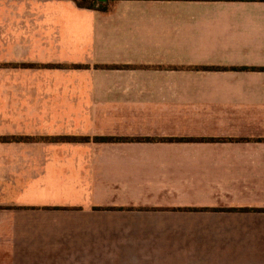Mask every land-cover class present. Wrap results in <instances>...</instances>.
<instances>
[{"label":"crops","instance_id":"0c3cea01","mask_svg":"<svg viewBox=\"0 0 264 264\" xmlns=\"http://www.w3.org/2000/svg\"><path fill=\"white\" fill-rule=\"evenodd\" d=\"M0 1L5 33L9 13L45 34L0 44V63L28 62L29 96L52 98L28 112L43 147L0 170V241L60 250L52 264H264V2ZM63 136L90 140L40 139ZM36 189L51 200L17 199Z\"/></svg>","mask_w":264,"mask_h":264},{"label":"rangeland","instance_id":"374dc122","mask_svg":"<svg viewBox=\"0 0 264 264\" xmlns=\"http://www.w3.org/2000/svg\"><path fill=\"white\" fill-rule=\"evenodd\" d=\"M1 3L2 1H0V4ZM1 12L2 10H0V13ZM9 12H11V10H9ZM8 14L9 13H6L5 16L11 20L9 22L10 24L16 21L14 24L16 26L19 21L23 22L22 25H17L18 30L16 32L9 31L5 33L3 29L0 28V44L5 43L6 41L13 42L14 40L21 43L24 42V44H26L28 39L30 40L34 38V36L38 39H40L39 36L41 35L45 36V34L40 32L30 33L28 30H25L23 24L27 26L30 24V30L36 32L34 28V25L36 26V22L34 24L30 22L28 23L30 18L19 17L20 19H18L13 17L12 14ZM2 18L3 16L0 15V24L2 22ZM67 20H69V23H64L63 26H61L62 30H71L72 27H78V30L74 32V35L80 36L81 39H85L87 33L89 32L87 20L83 17L76 16L69 17ZM15 26L12 27L15 29ZM19 57L20 56H18V58ZM40 67L43 68V65ZM31 68L34 67L28 62H22L21 58L18 59L17 62L0 63V136H28V125L30 121L28 118L29 109L32 105H37V107L40 108L52 101V98L29 96L28 89L33 88L32 80L28 75L31 72ZM7 143L9 142H0V170L7 168L22 169L26 167L28 161H26L23 157H27L28 154H30V152H32V150L36 147H43L31 146L27 142ZM2 179L4 178L0 177V181ZM33 193L34 194L30 197L26 195L27 193L24 194L25 196L17 194V199L33 201L35 196L36 198L34 200L38 203L51 200L52 195L45 193L42 190L36 189ZM29 208L35 212L49 209L46 205H33L29 206ZM5 210L6 209L2 206V204H0V218L3 216ZM38 217L39 216L37 214L30 217V219L36 221ZM9 230L10 228L6 225L0 227V232H7ZM38 243L40 242H33V244ZM27 245L29 244L24 242L21 244H14L3 243L0 241V264H52L55 262L54 258L56 254L60 252L59 250L57 252L48 253L46 256H42L45 252L41 248L37 247V245L34 246L33 250L28 249Z\"/></svg>","mask_w":264,"mask_h":264},{"label":"trees","instance_id":"16d2710c","mask_svg":"<svg viewBox=\"0 0 264 264\" xmlns=\"http://www.w3.org/2000/svg\"><path fill=\"white\" fill-rule=\"evenodd\" d=\"M76 4L79 8L106 11L108 8V4L112 1H120V0H71ZM142 1H156V0H142ZM159 1H243V2H264V0H159ZM30 67V66H28ZM60 67V66H55ZM76 67V66H75ZM33 138L31 137H23V136H0V142H30ZM42 141L49 142H83L89 141L90 139L87 137L80 138L74 136H63V137H42L40 138ZM215 139L211 138H202V139H193V138H119V137H94L93 141L95 142H189V141H213Z\"/></svg>","mask_w":264,"mask_h":264}]
</instances>
